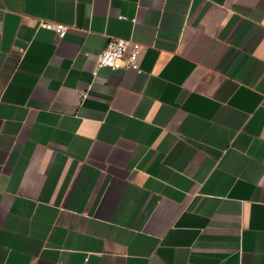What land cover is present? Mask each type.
I'll return each mask as SVG.
<instances>
[{"label":"crops","instance_id":"0c3cea01","mask_svg":"<svg viewBox=\"0 0 264 264\" xmlns=\"http://www.w3.org/2000/svg\"><path fill=\"white\" fill-rule=\"evenodd\" d=\"M0 264H264V0H0Z\"/></svg>","mask_w":264,"mask_h":264},{"label":"built area","instance_id":"2783aa9c","mask_svg":"<svg viewBox=\"0 0 264 264\" xmlns=\"http://www.w3.org/2000/svg\"><path fill=\"white\" fill-rule=\"evenodd\" d=\"M41 26L55 30L60 37L68 34L67 26L61 24L42 22ZM143 51V46L133 40L112 38L97 56V69L109 68L112 71L127 69L140 72ZM94 74H97V70Z\"/></svg>","mask_w":264,"mask_h":264}]
</instances>
